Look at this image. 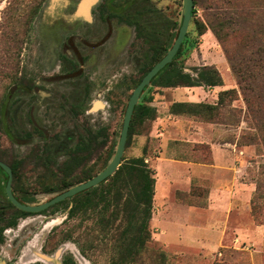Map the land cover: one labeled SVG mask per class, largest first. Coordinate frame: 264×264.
Instances as JSON below:
<instances>
[{
    "label": "rangeland",
    "instance_id": "rangeland-1",
    "mask_svg": "<svg viewBox=\"0 0 264 264\" xmlns=\"http://www.w3.org/2000/svg\"><path fill=\"white\" fill-rule=\"evenodd\" d=\"M50 1L0 0V159L19 164L12 187L19 197H34L36 203L59 193L63 180L97 174L107 165L119 141L129 96L152 62L156 43L159 51L170 45L183 19V0H139L133 12L136 10L135 19L145 21L137 28L143 37L136 38L134 27L127 28L133 33L132 42L107 69L116 76L104 99L106 109L88 114L83 107L72 112L73 98L63 101L53 91L67 92L76 81H38L42 72L46 76L59 69L42 62V47L50 54L53 48L47 32L62 27L53 17L72 15L79 0H66V7L61 0ZM99 11L98 5L92 9ZM192 11L177 62L188 72L214 65L222 74L223 85L190 88L186 95V90L178 93L150 85L141 94L139 102L156 107L157 116L135 122L122 163L144 156L155 177L162 180L149 221L151 240L143 257L146 263L153 258V264H264V65L260 63L264 58V0H194ZM117 19L111 22L114 37L107 43L108 50L119 28L125 27L120 15ZM120 68L122 72H117ZM37 89L50 94L42 98ZM228 89L235 92L219 102V93ZM190 98L217 108H204L200 114L171 113L174 101ZM86 103L82 101V106ZM215 158L228 161L219 174L208 166ZM5 183L0 171V223L15 210L6 197ZM214 186L232 188L239 194L232 201L231 224L251 232L242 237L237 229L229 230V240L222 237L214 250L197 245L181 249L179 238L186 233L198 237L200 227L194 220L180 217L187 216L186 210L191 208L209 209L208 216L214 215L219 208L217 197L210 200ZM70 205L71 201H65L49 211L46 220L57 216L58 223L48 235V248L71 242L91 264H113L134 232L133 218L120 214L113 219L115 207L102 211L101 205L70 217ZM258 226L261 230L257 232ZM74 246L70 250L77 254ZM19 249L12 248L2 258L13 264Z\"/></svg>",
    "mask_w": 264,
    "mask_h": 264
},
{
    "label": "flooded vegetation",
    "instance_id": "flooded-vegetation-1",
    "mask_svg": "<svg viewBox=\"0 0 264 264\" xmlns=\"http://www.w3.org/2000/svg\"><path fill=\"white\" fill-rule=\"evenodd\" d=\"M118 1H120V3L117 6L114 5V3ZM80 2L81 0H79L76 5L79 8L81 5ZM123 2L124 0H96L90 6L89 10L88 7H86L85 11H80L79 8L77 9V7H75V11L72 15L66 16L60 14L53 17V20H57V23H60L62 27H53L47 32L50 36V44L53 45V48L50 50V52H52L50 54L47 53L48 51H45L44 46L42 47V62L46 64V66L48 65V67L58 65L59 69L58 71H52L46 76H44L42 72L38 84L44 82L59 83L65 80L76 81L71 84L73 87H65L68 90L67 92L61 89L53 91L54 96L61 100L63 99V101L66 100L67 97L70 101L71 98H73L74 101H72V104L70 103L72 112H80L83 107H86V112L88 114H93L100 111L103 112L107 107V102L104 99L108 92L112 90L111 84L114 81L111 79L116 76V74L110 75L107 69L111 68L114 63L117 62V57L123 54L125 49L127 51L132 42L131 38L133 37V33L131 35V32L127 28L134 27L135 37H138V26L134 23L136 12H133V7H135V5L131 3L126 5ZM61 3L63 4L62 7H66L69 2L61 0ZM97 5L100 11L97 13L92 12V9ZM109 7L112 9L116 7L120 11L111 13L107 11L110 9ZM119 15L125 27L119 28L115 36L114 44L108 50L107 43L114 37L112 34L111 22L114 21L113 19L117 21V16ZM139 15H142V13H139ZM139 15H137V17ZM143 23H145V21H143L142 24ZM77 25H81V27H77ZM102 25H107V27ZM47 33L42 34L43 42L46 40L44 35L46 36ZM122 70L123 69L120 68L117 72H122ZM24 90H26L27 93L29 91L27 88ZM37 91V94L42 98L48 97L50 94L44 92L43 89H37ZM84 100H87V103L82 106V101ZM96 101H100L101 105L95 107ZM2 173L5 175L7 182L8 176L6 172ZM13 193L17 199L23 203L38 204L34 197L23 199L16 194L14 189ZM6 197L8 199L7 194ZM30 199L33 201H30ZM8 201L15 210L12 212L10 211L5 221L0 223V264H8V262L2 258L3 254H8L12 248H17L19 246L20 252L19 255L16 256V260L13 264H84L83 261L81 262L80 258L90 263L71 242H62L52 250L48 248V235L58 223V219L56 216L50 217L49 219L47 218L46 220V217L50 210L54 211L55 208L58 207V203L39 212H28L18 209L9 199ZM70 207L71 205L67 210L68 216ZM52 221L56 223L54 222L48 226ZM8 230L14 232L13 236L7 234ZM5 239L7 242H5ZM8 245L10 247L9 250L4 251V248ZM71 246L77 249V254L70 250ZM2 260L4 263H2Z\"/></svg>",
    "mask_w": 264,
    "mask_h": 264
},
{
    "label": "trees",
    "instance_id": "trees-1",
    "mask_svg": "<svg viewBox=\"0 0 264 264\" xmlns=\"http://www.w3.org/2000/svg\"><path fill=\"white\" fill-rule=\"evenodd\" d=\"M123 3H125L126 5H128L129 3L137 5L139 3V0H124ZM155 11L159 10L155 9ZM193 13L194 11H192V14ZM143 21L144 20L137 18L135 19L134 23L138 26L142 24ZM180 26L181 24L178 27V31ZM178 31L173 37L172 43L177 37ZM202 33L203 32H201V34ZM216 34L218 36V33ZM138 36L143 37V34L138 31ZM172 43L164 47L161 51H159L160 44L156 43L153 60L142 71V75L136 85L140 82L142 77L153 67V65L167 53V51L172 46ZM183 45L184 41L182 42L181 47L173 58L172 62L167 64L157 73V75L152 79L151 85L160 87H214L223 85L222 74L214 65H204L199 68L194 67L191 69L192 72L185 71L184 66L177 62V57L179 56ZM225 52L228 54V50L226 48ZM260 63L264 65V58ZM147 88L148 87H146L144 91ZM234 92V89L221 91L218 95L219 102H222L227 94H232ZM204 108H217V105H211L202 102H174L171 105V113L200 114L203 113L202 109ZM149 116H151L152 118L157 116L156 108L139 102L134 108L128 130V137L133 132L135 122L143 121ZM3 117L4 113L1 112V118L3 119ZM79 150L82 149H78V151ZM10 165L12 167L13 174L16 175L19 170V164L13 163ZM0 171L5 173V171L1 167ZM94 175L87 173L83 178L65 179L62 181V185L60 186L59 191L63 192L69 187L83 182ZM155 182L156 179L154 176V171L146 162L145 157H133L123 162L113 175L109 176L97 186L81 191L76 195L59 202L58 204L65 201H71V207L69 210L70 217L76 214H87L89 209H94L101 205L102 211L109 210L110 206L115 207V211L112 216L113 219L117 218L120 214H122L129 220L133 218L131 227L134 226V232L132 234H129L130 238L127 241V244L125 245L121 254L118 255L115 260H113V264H153V258L148 259L149 263H146L143 254L146 244L151 240L149 221L151 220L152 216ZM30 201L33 200L30 199ZM106 221L108 222V219H106ZM124 231L125 233L127 232L126 229H124ZM160 254L162 257L165 256L164 253Z\"/></svg>",
    "mask_w": 264,
    "mask_h": 264
},
{
    "label": "water",
    "instance_id": "water-1",
    "mask_svg": "<svg viewBox=\"0 0 264 264\" xmlns=\"http://www.w3.org/2000/svg\"><path fill=\"white\" fill-rule=\"evenodd\" d=\"M96 0H81L80 4H84L88 7L95 2ZM79 4V5H80ZM79 8V7H78ZM194 8V0H183V7H182V22L181 26L178 31L177 37L174 39L172 46L167 51V53L153 65V67L142 77L140 82L135 86L133 89L129 100L127 102V106L125 109L122 128L120 131L119 141L115 150L114 155L112 156L109 163L97 174L92 176L91 178L80 182L76 185L69 187L67 190L60 192L53 196L51 199L38 203H23L17 199V197L13 193L12 183H13V170L11 166L6 163L5 161L0 159V167L6 172L8 179L6 182L5 191L8 196V199L18 208L23 211L28 212H39L51 205L59 203L69 197L76 195L77 193L89 189L91 187L97 186L99 183L107 179L109 176L113 175L119 166L122 164V157L124 154L127 137H128V130L130 126V121L132 119V115L134 112L135 106L139 103L141 94L143 93L146 87L151 85L152 79L157 75V73L163 69L167 64L172 62L173 58L177 54L178 50L181 47L182 42L184 41L186 34L188 32V28L190 26L191 17H192V10Z\"/></svg>",
    "mask_w": 264,
    "mask_h": 264
},
{
    "label": "crops",
    "instance_id": "crops-1",
    "mask_svg": "<svg viewBox=\"0 0 264 264\" xmlns=\"http://www.w3.org/2000/svg\"><path fill=\"white\" fill-rule=\"evenodd\" d=\"M155 87H160V86H155ZM200 87H202V86H178V87H163V88L173 89V90H176L178 93L180 91L186 90V91H183L184 92L183 94L186 95L185 92H187L190 88L197 89ZM214 87H222V86H214ZM188 97L189 96H186V98H188ZM186 100H188V101H186ZM186 100H184V101L178 100V101H174V102H196L195 100H193L191 98L186 99ZM152 107H154V106H152ZM156 111H157V108H156ZM172 114H174V113H172ZM214 152H215V150H214ZM227 162H225V158H217V159L215 158L214 163L211 165H208V166H210L209 167L210 171H212L215 174L216 173L219 174L220 172H222L221 167H222L223 163L225 166V164ZM204 170L206 172H208L209 169L204 168ZM155 179H156V182H155L154 199H158V198H160L159 193H160V184H161L162 180L158 176L155 177ZM238 195H239L238 193H233L232 188H222V187L214 186L211 188V193H210L211 199L210 200L211 201H212V199L215 200V197H217V202L219 204L218 205L219 208L217 210H215L214 215L208 216V212H210L209 209H205V210L204 209L199 210L197 208L187 209L186 212L188 213V215L187 216H181L180 220H183V221L194 220L195 225H198L200 227V229H199L200 232L198 233V237L195 235H191V234L189 235L188 233H186L185 235H182V237L179 238L180 248L186 249V248H190V246L197 245L201 249H203L201 246H206L209 248L207 250H214L217 248L218 243L220 241H222L221 240L222 237H223V240H225V241L227 238L229 240V230L237 229L242 237L246 233H250L251 230L248 228H245L242 226H235V225L231 224L232 214H233L232 201H233V198L238 196ZM154 199H153V202H154ZM153 221L156 222V219L154 218ZM210 226L219 227V229H221V230H218L216 228L214 231H210V229L208 228ZM259 230H261L260 226H258L256 231L258 232ZM169 233L164 231V234L167 238L170 237ZM202 236H205L206 239L200 238ZM207 237H209V238H207ZM192 240H195V242H192ZM192 243H195V244H192Z\"/></svg>",
    "mask_w": 264,
    "mask_h": 264
},
{
    "label": "bare ground",
    "instance_id": "bare-ground-1",
    "mask_svg": "<svg viewBox=\"0 0 264 264\" xmlns=\"http://www.w3.org/2000/svg\"><path fill=\"white\" fill-rule=\"evenodd\" d=\"M86 7H87L86 5H84V4L81 3L79 10H80V11H85V8H86ZM100 105H101V102H100V101H96V102H95V107L100 106ZM40 221H41V220H40ZM54 222H55V221L50 222V223L48 224V226L51 225V224L54 223ZM55 223H56V222H55ZM13 233H14V232H13L12 230H8V231H7V234L10 235V236H13ZM18 234H19V233H18ZM44 234H45V233H44ZM43 236H44V235H43ZM17 240H18V239H17ZM17 240H16V241H17ZM16 241H15V242H16ZM40 241H41V240H40ZM12 247H13V246H12ZM30 247H31V246H30ZM9 248H10L9 245L6 246V247L4 248V251H8ZM32 248H33V247H32ZM38 248H39V247H38ZM30 251H31V250H30ZM31 255H32V254H31ZM31 255H30V256H31ZM33 257H34V256H33ZM31 258H32V256H31ZM32 259H33V258H32ZM2 261H3V260H2ZM2 263H4V261H3Z\"/></svg>",
    "mask_w": 264,
    "mask_h": 264
}]
</instances>
